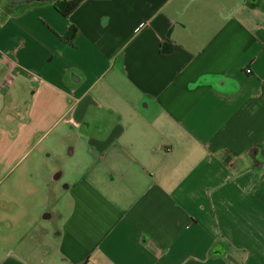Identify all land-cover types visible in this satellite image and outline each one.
<instances>
[{"label": "crops", "instance_id": "1", "mask_svg": "<svg viewBox=\"0 0 264 264\" xmlns=\"http://www.w3.org/2000/svg\"><path fill=\"white\" fill-rule=\"evenodd\" d=\"M4 1L0 264H264V0Z\"/></svg>", "mask_w": 264, "mask_h": 264}, {"label": "rangeland", "instance_id": "2", "mask_svg": "<svg viewBox=\"0 0 264 264\" xmlns=\"http://www.w3.org/2000/svg\"><path fill=\"white\" fill-rule=\"evenodd\" d=\"M4 0H0V3H4ZM32 160V158H30L28 161L26 162H22L18 165V167L15 169V171L6 176V177H0V217H3L4 215V209L1 207V205L5 203H8L11 200H19L21 198H25V195H22L24 191H29L30 193H32V197H30L32 200H36L39 199V194H40V190L37 191V189H39V185H40V177L38 172L34 171L33 175H30V179L32 178V183L28 180H26V177H22L20 176V178H17V175L27 166H31L29 163H31L30 161ZM33 166H35V163L32 164ZM67 168V167H66ZM41 169V168H40ZM27 171V170H26ZM29 177V175H28ZM26 180V181H25ZM65 179H61L59 181H63ZM18 184V185H15ZM15 187H14V186ZM27 187V188H26ZM28 199H29V195Z\"/></svg>", "mask_w": 264, "mask_h": 264}, {"label": "trees", "instance_id": "3", "mask_svg": "<svg viewBox=\"0 0 264 264\" xmlns=\"http://www.w3.org/2000/svg\"><path fill=\"white\" fill-rule=\"evenodd\" d=\"M84 0H56V8L60 14L64 17H69L83 2ZM79 30L76 26L71 25L65 39L69 43H72ZM162 52L168 53L171 49L166 47L164 44L161 47Z\"/></svg>", "mask_w": 264, "mask_h": 264}, {"label": "built area", "instance_id": "4", "mask_svg": "<svg viewBox=\"0 0 264 264\" xmlns=\"http://www.w3.org/2000/svg\"><path fill=\"white\" fill-rule=\"evenodd\" d=\"M143 26V24L140 26V27H142ZM139 29V28H138Z\"/></svg>", "mask_w": 264, "mask_h": 264}]
</instances>
